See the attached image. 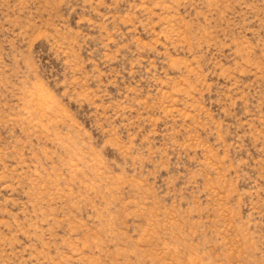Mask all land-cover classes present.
<instances>
[{
    "label": "rangeland",
    "instance_id": "374dc122",
    "mask_svg": "<svg viewBox=\"0 0 264 264\" xmlns=\"http://www.w3.org/2000/svg\"><path fill=\"white\" fill-rule=\"evenodd\" d=\"M0 264H264V0H0Z\"/></svg>",
    "mask_w": 264,
    "mask_h": 264
}]
</instances>
